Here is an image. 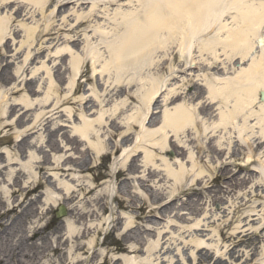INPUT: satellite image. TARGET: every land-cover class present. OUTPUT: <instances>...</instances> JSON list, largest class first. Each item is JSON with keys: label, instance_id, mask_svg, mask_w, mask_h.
<instances>
[{"label": "rangeland", "instance_id": "374dc122", "mask_svg": "<svg viewBox=\"0 0 264 264\" xmlns=\"http://www.w3.org/2000/svg\"><path fill=\"white\" fill-rule=\"evenodd\" d=\"M44 1L45 5L41 2L34 4L31 0H0V25L6 26L5 39L9 41L6 46V40L3 42L2 46L5 48L0 51V212L19 205L28 191L42 184L25 199L26 204L18 209V214L11 216L14 218L19 215L13 223L11 221L8 224L10 238L6 255L18 247L29 258L28 264H59L58 259H51L53 256L48 257V254L45 256L38 253L37 258L32 259L33 256L36 257L35 250L32 249V242H27L26 238L32 236L35 228L52 224L53 227H60L65 240L69 236L70 223H74L73 227L77 230L83 229V225L93 230L82 241L87 249L92 248L90 244L96 229L98 236L94 249L87 254L76 252L72 245L67 244L61 257L69 263L75 258L86 260L95 253L120 260V264H264V165L262 166L258 157L254 156L251 164H248L245 152L240 149L242 154L229 162L230 170L240 172L238 183L241 181L240 186L237 185L231 194L211 190L212 193L198 194L193 200L181 195L168 213L150 214L152 209L158 207L155 203L157 198L164 199L163 203H167L179 195L182 189L190 186L189 180L180 181L169 176L174 169L179 170L180 164H189V150L186 155L180 151L175 152L170 148L169 141L166 144L160 141L159 146H153L154 142H140L143 147L159 155L154 162L156 165H150L149 168L152 173L153 169L160 173L150 176V183L146 185L139 182L144 174H135L131 183L127 184L129 188L125 193L113 184L110 174L112 170L120 168L123 155L133 148L135 139L123 146L118 155L109 152L110 154L97 159L94 150L88 146L89 142L81 137L84 123L94 122L99 117L108 119L116 110L115 121L111 119L107 127H102L103 142L107 146H113L119 139H111V133L118 136L117 134L126 131L128 125L137 127L133 131L137 136L141 130L140 122H135L133 118L145 111L144 96L152 82L159 88L158 105L151 107V112L156 108L157 113V125L152 128L154 130H159L162 124L158 122H162L166 112L185 102L198 104L203 96L208 97L209 82H215L212 75L215 72L209 70L210 63L214 61L210 52L213 48L217 49L220 56V60L215 62L228 65L226 69L216 72L219 78L235 82V79L252 75V59L263 57L262 48L256 44L250 56L242 61L239 54L241 51H238L241 48L236 51L231 45L232 40L223 39L225 31L219 32L221 23H227L232 30L238 27L233 23V19L238 18L235 16L237 10L224 12L220 8L227 6L229 0L187 2L185 8L190 14H194V18L186 28H189L188 41L192 43V47L184 52V58H180L177 42L168 51L157 50L158 43L172 34H168L170 32L167 29L150 28L147 34L152 39L151 57L140 54L130 62L146 67L152 60L160 66L152 67L150 72L145 68L141 74L125 77L127 79L124 85L132 80V85L125 92L115 89L119 80L116 71L113 69L109 73L101 68L113 60V51L120 45L119 41L137 32L134 30L135 25L143 28L149 10L155 4L167 14L168 0ZM63 1H70L71 4L58 13L59 2ZM171 14L175 17L174 13ZM78 22H83L84 25L77 31L80 43L74 46L71 42L76 39V34L71 29ZM96 27L107 28L110 32L105 36L101 32L95 34ZM34 28L36 32L31 38L28 30ZM47 28L55 30L53 36L45 38L43 34ZM95 47L100 51L101 64H96L97 71L93 72L92 63L98 57L90 51ZM37 54L39 57L33 60ZM230 55L235 58L233 63L229 61ZM80 59L82 65L79 66ZM237 64L236 68L234 65ZM1 67L4 68L3 74L7 75V80L1 76ZM77 69L86 72L76 79H79L81 85L78 90L73 76ZM175 72L178 73L174 74ZM31 80H34L32 87L27 85ZM180 93L184 95L171 103L173 95ZM12 106H16L13 116L9 114ZM2 111L8 114L6 116L9 119L2 120ZM217 115L215 113L214 119ZM21 117L22 122H19ZM145 124L149 127L148 120ZM56 129H59L58 133ZM65 137L85 142L76 151L73 150L75 146H67ZM184 137H174L172 143L181 147L190 146L189 149L196 155V145H189ZM23 138L26 141L19 145ZM237 141L239 139L234 141L233 147L235 155L239 149L236 147ZM54 143L59 147L56 150H52ZM161 147L165 148L162 153L158 150ZM86 152L90 156L87 158L86 155L90 172L79 173L72 165L75 171L70 174L58 171V167L66 160L80 159ZM139 153L138 165L141 166L145 152L140 149L138 155ZM258 155L263 157L264 153L259 152ZM162 160L168 161L172 168L166 169ZM71 166L65 169H73ZM215 166L219 172V165ZM41 168L44 171H40ZM245 168L252 173H247L246 170L241 172ZM211 173L208 171L205 175L207 180L212 176ZM217 173H213V181ZM232 183L238 184L235 181ZM90 188H96L95 193L86 200L83 199L84 193ZM68 191L76 192V198L66 202V215L58 218L56 213L59 206L63 205ZM115 194L120 199L112 200L111 196ZM123 194L127 196L123 198ZM101 196L106 197L104 210L101 208L102 204L97 206L94 203ZM33 201L35 202L31 205ZM143 204L144 220L138 219L141 213L137 210ZM74 208L101 211L98 216L81 222V227L70 220L71 210ZM114 225L116 232L112 231ZM129 231L131 233L126 240L127 249L123 252L116 251ZM255 234L259 235L256 241L240 242L243 241V235ZM35 242L41 245L39 240L36 239ZM50 243L56 245L53 235L50 236ZM234 247L235 250L232 251ZM202 248L208 253L204 251L200 256L198 251ZM132 249L139 252L133 253ZM18 253L16 252L10 264L20 260Z\"/></svg>", "mask_w": 264, "mask_h": 264}, {"label": "bare ground", "instance_id": "6f19581e", "mask_svg": "<svg viewBox=\"0 0 264 264\" xmlns=\"http://www.w3.org/2000/svg\"><path fill=\"white\" fill-rule=\"evenodd\" d=\"M184 1L168 0L167 14L164 13V10L160 6H157L155 4L152 10H149L146 21L143 22V28H141L139 25H135L134 30L137 32L135 34H133V32L132 35H127L126 38H123L119 41L120 45L117 48H114L113 51V60L110 62V64L101 68V70L105 69V71L109 73H111L113 69L116 71L119 80L117 81V86L115 87V89H118L121 92H125V90L129 89L132 85V80L127 81V84L124 85V81L127 79L125 77L134 74H141L143 73L145 68H147L149 72L151 71L150 69L152 67L159 68L160 65L156 61L152 60L147 63L146 67H144V65L139 66L136 62H130L132 58L140 54L146 55V57L149 58L151 57V47H153L152 39L151 37H148L147 34L150 28L167 29L170 32L168 34H172L171 37L168 35V38L166 40L158 43L157 50L161 49L164 51H168V48L172 47L175 42H177L180 49V58H184V56H182L184 52L187 51L188 48L192 47V43L188 41L190 40L188 37L189 28L188 30H186V28L189 23H192V19L194 18V14H190L185 7L189 2H196L197 0ZM202 1L206 2L207 0ZM236 1L237 0H229L227 6L220 8L224 12L226 10H237V14L235 16L238 18L233 19V23L235 22V24L238 25L237 29L232 30L229 28L227 23H221L219 25V32L223 33L225 31L226 34L223 39L226 41L232 40L231 45L235 48L236 51L237 48H241L238 51H241V53L239 54H241L242 61L246 60L250 56L256 44H258L262 48L263 57L252 59V75L235 79V82L219 78L216 75V72L226 69L228 65H219L215 62L220 60V56L218 55L217 49L213 48L210 50V52H212L214 61L210 63L211 67L209 68V70L215 72L212 73L215 82H209L208 84V97L205 98L203 96L201 99H199V103L196 105L185 102L181 105H178L173 110L166 112L162 122H158L162 124L159 130L152 129L153 126H155V124L157 123L155 118L157 113L155 112L156 108L151 112V107L152 105H158L159 99V88L154 82L150 84L149 90L144 96L145 111L138 113V115H140L141 117L136 116L133 118L135 122H138V120L140 122L141 130L139 134H136L137 136L133 134V131H135L137 127L134 125H128L126 131L117 134L118 136H115L114 133H111L110 136L107 134L111 139H116V137H118L119 140L113 146L110 147V145H108V147L103 142V136H101L102 127L104 125V128L107 127V123L111 119L115 121L114 118H116V113L118 110H116L114 114L108 119L99 117L94 122L84 123V125L81 127L83 132V136L81 137L82 139L85 138V140L89 142L88 146H90V148L94 150V156L97 159H100L101 157H104L105 155L110 153L115 156L118 155L122 151L123 146L125 147V145L135 139L133 148L128 153L123 155L120 168L112 170L110 174L113 184L125 193L127 192V188H129L127 184L131 183V181L133 180L132 177H134L135 174H144L141 178H139V182L142 185H146L147 183H150V176H157L160 173L158 171L156 172L154 169V173H152L150 172L152 170H150L149 168L150 165H156L154 162L159 155L151 149L143 147L140 142H154L155 145L153 146H159L161 142H164V144H166L169 141L170 148H172L175 152L180 151L182 154L185 153V155L186 153L190 152V155H188L187 157L189 164H180L179 170L174 169L173 171H171L172 173H174V175L171 172L169 174V176H174L177 180L180 181L189 180L190 186L186 188L184 185H182L186 189H182L179 195H177L175 198H172L167 203H163L164 199L160 200L157 198L155 203L158 207L152 209L149 212L150 214H157L160 212L168 213L175 202L180 199L179 197L181 195L188 197L189 200H193V197L197 196L198 194L203 195L204 192L212 193V191H217V193L231 194L237 185L240 186L241 181L238 183V176H240V172L234 173L233 170H230L229 162H232L233 157H239L242 154L241 150H243V153L245 152L246 162L248 164H251L253 157L256 156L258 157L257 159L260 161V163L262 162V166L264 165V160H262L264 156L261 157V155H258L259 152L264 153V149L262 150V145H264V98H262V95H264V0H240V2L238 3ZM31 2L34 4H38L39 2H41L44 5L46 3V1L44 0H31ZM69 4H71L70 1L59 2V6L57 7L58 13H60L62 9H64ZM82 4L85 3L82 2ZM44 5L42 7H44ZM171 13H174L175 17L172 16ZM91 15L92 14H90L89 18L91 17ZM235 16L232 18H235ZM136 18H138V16ZM140 24H142V22H140ZM83 25V22H78L71 29V32L76 34L74 37L76 39H73L71 42L74 46H77L78 43H80V38L77 35V31ZM53 30L55 29L47 28L44 31L43 37L46 38L53 36ZM6 31V26L4 24L0 25V51L9 43V41L5 39ZM58 31L60 32L61 30ZM143 31L146 33V35ZM35 32L36 28L28 30L29 37H34ZM97 32H101V34L105 36L110 31H107V28L104 27H96L95 34H97ZM4 41L6 42V44L5 46H2ZM166 44L168 45L166 46ZM90 52L95 53L98 57V60H93L92 63L93 72H96V64H101L100 51L97 47H95L93 51ZM38 57L39 54H37L33 58V60ZM234 59L235 58L230 55L229 61L231 63H233ZM33 60H31V63L33 62ZM78 63L79 66L82 65L81 59ZM234 66L238 67V64ZM190 69H192V67ZM162 71H164V68H162ZM3 73L4 68H2L1 70V76L4 77L3 79L7 80V75ZM85 73L82 71L80 72L77 69L73 74L75 78L74 84H77V90L81 88V85L79 83V79H76L78 77H82V75ZM176 73L178 72H175L174 74ZM60 78L59 81H61ZM27 85L32 87L34 85V80L27 82ZM183 95L184 93L173 95V97L171 98V103L177 101ZM198 98L200 97L198 96ZM15 107L16 106H12L10 108L11 111L9 112V114L11 116H13L15 112ZM215 113H218L216 119H214ZM1 115L3 116L2 120L9 119V117L6 116L8 114L5 111H2ZM4 116L6 117L4 118ZM22 119L23 117L19 119V122H22ZM147 120L149 127H146L145 124ZM58 132L59 129H56V133ZM170 133L172 134V136H170ZM89 134H92L94 136H88ZM179 136H185L184 140L189 145H196V149L198 150L196 155H194V151L189 149L190 146L181 147L172 143V139ZM236 139H239V141L236 142V147H239L237 155H235L233 148L235 143L234 141ZM25 141V138H23L19 142V145H21V143ZM65 142L67 143V146H75L73 147V150L77 151L82 145V142L84 143L85 141L78 138L68 139L65 137ZM53 148L54 149L52 150H56L59 147L56 143H54ZM140 149H143L145 152L141 166L138 165V157L141 155V153H139L138 155ZM158 150L160 153H162L165 151V148L161 147ZM210 152H212L214 156H211ZM86 155L88 158L89 155L88 152H86L81 156L80 159L74 160L70 158L66 160L58 167V171L62 174H70L75 171V169L72 167L74 166L79 171V173L83 171L90 172L91 168L89 167V163L86 160ZM162 161L165 163L166 169L172 168L171 164H169L168 161ZM216 164L219 165V172L215 166ZM67 166H71L74 170L65 169V167ZM141 169H143L142 172H140ZM245 170L247 173H252V171L250 172V170L246 168L244 170H241V172ZM40 171H44V169L41 168ZM208 171L209 173L212 172V176L209 178V180H207V177L205 176ZM215 172L218 173L215 175L213 181L212 177L214 175L213 173ZM233 181L238 184H233ZM244 181H242L241 184H243ZM227 183H231V185H226ZM210 184L213 185L210 186ZM223 184L226 185V187H223ZM259 184L261 183L259 182ZM41 186L42 184L40 183L31 191H28L24 196L25 198L20 202L19 205L12 206L7 210L2 209V212H0V264H10V262L15 258L16 252H19L17 257L19 256L20 260H18V262L14 264L30 263L29 258L24 254L23 251H20L18 247L13 251L10 250L9 255H6V253L8 252V241L10 238V233L8 232V224L11 221L13 223V220L17 218V216L19 217V215H17L14 218H11L12 215L18 214V209L22 208L26 204L25 199ZM95 190L96 188L87 189L83 195V199L86 200L87 197H91L95 193ZM75 195L76 192L68 191L67 197L63 200V207L65 211L67 207L66 202L68 200L70 202L74 201L76 198ZM123 195V198L127 196L125 194ZM116 198L120 199L116 194L115 196H111L112 200H115ZM105 200L106 197L101 196L100 198L95 200L94 203L97 206L99 204H102L101 208L104 210L106 208ZM34 202L35 201L31 202V205ZM56 203L58 202H54V204ZM50 208H52V205H50ZM96 210L97 211H83L74 208L73 210H71L70 220H74L75 224L81 226V222H84L88 218L99 215L101 209ZM137 210L141 213L139 216L140 218L138 219H146L145 217L143 218V215L145 213V205H141ZM73 225L74 223H72V225L70 223V231L68 233L69 236L65 240L64 236L62 235V230L59 226L53 227L52 224H47L42 228H35L32 231V236L26 238L27 242H32V249L35 250L34 255L36 257L33 256L32 259L37 258L39 253V255L48 254V257L53 256L51 259H58L59 264H120V260H116L115 258L109 259L106 254L97 255L95 253H93L92 256L86 260H79V258H75L69 263L66 259H63L61 256L63 255L65 250L64 248L67 246V244L72 245L73 249H75L76 252H82L83 254H87L89 251L91 252V250H93L95 247L94 245L96 243V236H98V230H94V239L90 244V247L92 248H90L89 250L85 245L82 244V241L87 236H89V234L92 233L93 230L85 227L84 225L83 229L77 230L73 227ZM112 231H117L115 225L113 226ZM130 233L131 231H129L127 235L125 234L116 251L119 250L123 252L127 249L126 240H128ZM51 235L55 237V246L51 245L50 243ZM256 237H259V235H243V241L240 242H254L256 241ZM36 239L39 240L41 245H38L35 242ZM234 250L235 247L232 249V251ZM204 251L208 253L206 249L202 248L199 249L198 254L202 256V253ZM131 252L138 253L139 251L136 249H132ZM157 254H160V251H157ZM1 256H4L5 258H1ZM211 259L212 258H210V260Z\"/></svg>", "mask_w": 264, "mask_h": 264}, {"label": "water", "instance_id": "95a60500", "mask_svg": "<svg viewBox=\"0 0 264 264\" xmlns=\"http://www.w3.org/2000/svg\"><path fill=\"white\" fill-rule=\"evenodd\" d=\"M262 98H264V96L262 95ZM63 215V212L62 210H60V212L58 213V216H62Z\"/></svg>", "mask_w": 264, "mask_h": 264}]
</instances>
